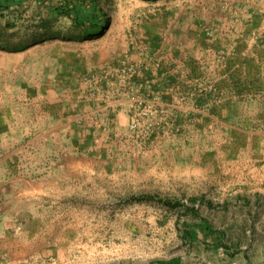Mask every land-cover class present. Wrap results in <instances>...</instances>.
<instances>
[{
  "label": "rangeland",
  "instance_id": "1",
  "mask_svg": "<svg viewBox=\"0 0 264 264\" xmlns=\"http://www.w3.org/2000/svg\"><path fill=\"white\" fill-rule=\"evenodd\" d=\"M58 2L0 10V264H264V0Z\"/></svg>",
  "mask_w": 264,
  "mask_h": 264
},
{
  "label": "trees",
  "instance_id": "2",
  "mask_svg": "<svg viewBox=\"0 0 264 264\" xmlns=\"http://www.w3.org/2000/svg\"><path fill=\"white\" fill-rule=\"evenodd\" d=\"M25 1L27 0H0V10L10 9L11 7L20 5ZM51 11L54 15H64L68 17L77 27L85 28L83 31V37L87 38L98 34L107 22V18L104 16H99L98 14V0H59L58 4L51 8ZM132 198L145 200L153 199L155 196L153 194H143L140 196H133ZM195 201L196 199L192 198L190 200L191 205L187 206L191 212L198 210V206L195 204ZM165 202L172 206L180 204L179 200H165ZM205 229L217 233L219 239L223 238V231L214 230L213 226L208 222L205 223ZM158 263L183 264L181 258L178 256L160 259L158 260Z\"/></svg>",
  "mask_w": 264,
  "mask_h": 264
}]
</instances>
